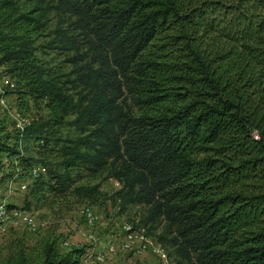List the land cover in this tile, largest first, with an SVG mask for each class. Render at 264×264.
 <instances>
[{
	"label": "trees",
	"instance_id": "1",
	"mask_svg": "<svg viewBox=\"0 0 264 264\" xmlns=\"http://www.w3.org/2000/svg\"><path fill=\"white\" fill-rule=\"evenodd\" d=\"M21 1L0 0V69L49 116L1 127L0 159L19 161L32 195L64 198L74 171L112 162L121 208H148L176 264H264V0ZM51 14L49 49L74 52L67 82L36 54ZM57 243L35 263H81L85 250Z\"/></svg>",
	"mask_w": 264,
	"mask_h": 264
},
{
	"label": "rangeland",
	"instance_id": "2",
	"mask_svg": "<svg viewBox=\"0 0 264 264\" xmlns=\"http://www.w3.org/2000/svg\"><path fill=\"white\" fill-rule=\"evenodd\" d=\"M58 22L54 14L47 18L45 30L35 36L36 54L52 77L67 82L75 78L70 63L74 52L49 49ZM82 50L85 53V47ZM126 102L138 111L131 97ZM48 116L43 103L36 105L29 98L19 96L15 81L0 69V128L5 135L16 136L17 126L24 127ZM62 132L69 139L79 136L70 127ZM30 149V155L36 156L37 145L31 144ZM16 160H9L7 155L0 159V205L8 210V219L0 228V264L17 257L20 251L36 264L42 245L52 240H58L62 254L73 249L85 250L80 264H176L174 257L169 256L171 251L159 241L164 230L161 222L146 224L148 208L138 205L121 208L115 195L122 186L112 177V162L95 173L74 171L70 191L59 198L52 194L33 196L29 188L31 181L18 175ZM51 160L60 162L56 156ZM39 171L34 170L33 175ZM79 188H96L99 195L94 199L77 196L73 192Z\"/></svg>",
	"mask_w": 264,
	"mask_h": 264
},
{
	"label": "built area",
	"instance_id": "3",
	"mask_svg": "<svg viewBox=\"0 0 264 264\" xmlns=\"http://www.w3.org/2000/svg\"><path fill=\"white\" fill-rule=\"evenodd\" d=\"M17 127L18 130L23 131V129L26 126L23 127V125L22 126L19 125ZM7 219H8V210L5 206L0 205V228H2V226L6 223ZM29 224H31V222H29Z\"/></svg>",
	"mask_w": 264,
	"mask_h": 264
}]
</instances>
